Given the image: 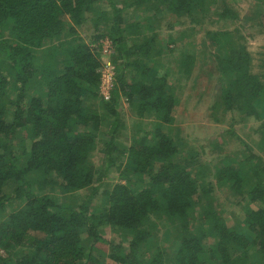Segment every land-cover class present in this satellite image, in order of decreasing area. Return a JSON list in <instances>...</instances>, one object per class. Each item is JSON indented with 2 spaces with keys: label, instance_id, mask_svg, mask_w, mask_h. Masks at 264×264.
<instances>
[{
  "label": "trees",
  "instance_id": "obj_1",
  "mask_svg": "<svg viewBox=\"0 0 264 264\" xmlns=\"http://www.w3.org/2000/svg\"><path fill=\"white\" fill-rule=\"evenodd\" d=\"M237 19L227 0H0V264H110L92 253L105 225L126 242L109 243L116 264H264V58L253 71L244 37L225 28ZM207 42L209 114L257 122L253 148L239 138L212 166L171 127ZM215 186L237 212L216 205Z\"/></svg>",
  "mask_w": 264,
  "mask_h": 264
},
{
  "label": "rangeland",
  "instance_id": "obj_2",
  "mask_svg": "<svg viewBox=\"0 0 264 264\" xmlns=\"http://www.w3.org/2000/svg\"><path fill=\"white\" fill-rule=\"evenodd\" d=\"M227 3L237 13L238 19L234 22L228 21V24L225 25V28L231 29L236 27L240 31L241 35L244 37L246 49L251 56L252 70L255 72L260 71L261 68L259 67H261L264 58V34L262 32L259 20L256 17L257 12L253 10V8L256 7V4L253 0H227ZM219 26H223V22L212 24L209 26V29L218 28ZM167 33L166 30H164L160 36V39L162 40L161 44L167 43ZM196 35L199 39L204 35V31L200 30ZM105 38L108 37L98 40L94 46H98L100 50H102L101 41ZM108 40L110 39L108 38ZM182 40H185V37H181L180 41ZM197 49L202 51L200 65L205 66V69L202 71V73L199 72L197 75H195V71L193 77H191L188 81H185L186 85L184 84L181 92L180 90L178 91L181 101L175 108V121L171 127L177 128L179 136L181 137L182 141L187 144V146L194 147L195 151H197L199 154L198 160H200L202 163H207L209 166H212L213 164L218 163L216 162V157H219V154L230 155L233 154L237 148H242V144L238 140L239 138H241L245 144L250 146V148H253L254 143L252 140L255 141L257 136L253 134L252 127H254L257 122L253 120L240 123L236 122L233 126H231L229 114H227L223 122H214L213 116L209 114L208 110L212 104L214 94L212 83L216 81V75L211 77L212 79L209 81L210 79L208 77V71L206 70L208 68L210 69V65L212 68L211 58H209L208 53L213 50V45H210L207 42L206 50L203 49V47H199ZM102 55L104 58L106 57V55L103 53ZM189 91H191L192 94L185 103V95ZM126 107L127 103L124 102L123 108ZM125 118L128 125L132 120H134L128 115L127 112H125ZM130 129L131 128H129V130ZM173 132H175V130H173ZM123 135L124 132L121 133L120 140L123 139ZM249 137L252 138V140H250ZM254 150L257 153L259 151L256 147H254ZM224 159L225 158L220 160V162H222ZM96 163H99V161ZM109 177H111L110 180L112 183L118 180L117 173L115 172H112ZM214 194L216 197H219V200L216 201V205L218 207L229 209L230 211H238L235 205V196L232 195L231 192H228L225 189L217 190L215 186ZM226 220L228 224H232L234 218L229 215L226 217ZM100 236L102 240L94 243L92 253L96 256H100L99 253H101L103 256H105L104 260L106 263L116 264L109 257H106L109 253V243L121 242L126 245L125 240L108 225L100 227ZM213 240L214 239L208 237L204 241L209 243ZM165 245L169 246L168 244ZM168 249H170V247H168ZM0 254H3L2 250H0Z\"/></svg>",
  "mask_w": 264,
  "mask_h": 264
},
{
  "label": "built area",
  "instance_id": "obj_3",
  "mask_svg": "<svg viewBox=\"0 0 264 264\" xmlns=\"http://www.w3.org/2000/svg\"><path fill=\"white\" fill-rule=\"evenodd\" d=\"M102 42V53L106 55L103 60L102 65L99 68L100 73V85H99V93L102 95L104 99H109L111 95V91L114 87V79H115V65L109 58L112 52L114 51L112 42L105 38Z\"/></svg>",
  "mask_w": 264,
  "mask_h": 264
}]
</instances>
